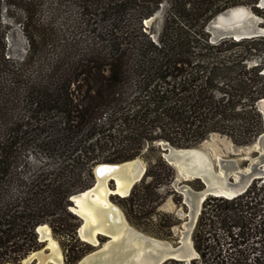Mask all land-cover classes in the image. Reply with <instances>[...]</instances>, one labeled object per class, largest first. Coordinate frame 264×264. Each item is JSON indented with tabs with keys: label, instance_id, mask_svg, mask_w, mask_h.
Listing matches in <instances>:
<instances>
[{
	"label": "trees",
	"instance_id": "1",
	"mask_svg": "<svg viewBox=\"0 0 264 264\" xmlns=\"http://www.w3.org/2000/svg\"><path fill=\"white\" fill-rule=\"evenodd\" d=\"M44 1L0 0V264L37 250L40 225L73 236L70 198L92 186L96 164L132 160L160 141L194 147L213 133L249 145L264 130V36L211 43L207 32L239 5L264 19L258 0H49L63 26L58 43L53 17H36ZM3 5L31 27L21 61L5 54ZM161 11L155 40L145 21ZM170 166L158 157L122 201L153 195ZM260 181L204 201L194 234L203 263L264 264Z\"/></svg>",
	"mask_w": 264,
	"mask_h": 264
},
{
	"label": "rangeland",
	"instance_id": "2",
	"mask_svg": "<svg viewBox=\"0 0 264 264\" xmlns=\"http://www.w3.org/2000/svg\"><path fill=\"white\" fill-rule=\"evenodd\" d=\"M48 2L50 1L49 0L44 1V6L40 8L39 11L37 10L36 17L39 19H43L44 21H47L53 17L54 20L51 25L54 31L53 39L57 40L58 38H62L61 35L63 34V26L61 25L60 18L57 17L55 18L56 15H53L52 12L53 10L48 4ZM1 13H2L1 21L5 24V26L6 25L10 26L7 30H4L7 26L2 27V30L6 32L4 39L6 44L5 54H7V57H11V59H13L14 61H21L23 60L25 55L28 54L29 51L30 42L28 40L27 34L31 32V27L30 29L28 28L29 29L28 31L26 30V28L23 27L24 24V21L22 20L23 11L18 8L8 7L6 5H3L1 7ZM152 25L154 27V31L152 32L151 35L153 36V39L157 40L159 32L163 25V11L157 13L153 17L151 22L148 23V27ZM56 42L58 43V40ZM56 51L57 50L55 49V52ZM50 53L54 54L53 51H51ZM158 143L154 145L156 148L155 150H148L149 148L147 146L143 150V155L136 157L141 159V161L146 167V171L152 165L157 164L158 157H162L161 149ZM254 143L255 141L249 145H237L228 136L218 133H213L210 134L204 141H202L196 146L202 149L209 156L211 160V164L216 174L221 171L224 172V170L227 167L228 168L227 176L230 177V180H233L235 179L236 176H238L237 173L245 174L246 173L245 171L250 169L252 160L258 156V154L256 153V148L254 146ZM175 148H179V147H175ZM162 159L165 160L163 157ZM170 167L172 169L173 176L171 178L164 179L161 185L154 184L156 186L153 191L154 194L153 195L148 194V196L145 199H142L140 203H138V205H133L130 201H122V198L125 197L119 195H111L110 201L123 212L127 223L135 231L144 235L147 238H153L160 241H167L171 243L173 246H176L178 245V242L182 236L183 231L186 229L185 225L188 222L189 217L187 216L188 207L187 205L183 204L184 196L180 193V191L176 189L174 183L176 180L178 185L184 183L194 192L202 190L203 185L200 179H195L192 177H190L189 180L187 181L178 179L175 169L173 168V166ZM219 167L220 169H218ZM233 174L235 175L233 176ZM255 180H259V179H255ZM255 180H253L251 184H253ZM260 180H261L260 182H264V179H260ZM94 181H95V177L93 175V183ZM152 181L153 178L148 177L145 180V184L152 183ZM140 182L141 181H139L136 184H139ZM129 195H127L126 198H128ZM203 204L201 207V213L203 210ZM72 207L73 204L71 203V205L69 206V210L73 214H75L72 211ZM201 213L199 214L196 224L192 229L191 238H190L191 239L190 243L192 244L195 250L196 248L194 242V234L197 225L199 223ZM75 215L78 217L77 222L79 225L73 231L72 233L73 236L55 235L52 231V228L48 224H46L49 226L50 231L52 233V237L55 239V241L57 242V244L61 249V256H63V260L65 264L78 263V261L81 260L86 255L102 248L106 242L108 243V239H109L108 237L105 236H99V244L95 247L82 240L81 237L79 236V231H78L82 223V220L81 218H79L77 214ZM111 240H113V238ZM43 245L44 243L40 242L38 249H41ZM196 252L198 253V257H197L199 261L198 264H206L203 263L201 260H199L200 253L197 250ZM75 256L78 257V259H73ZM95 264H98L97 260L95 261Z\"/></svg>",
	"mask_w": 264,
	"mask_h": 264
},
{
	"label": "bare ground",
	"instance_id": "3",
	"mask_svg": "<svg viewBox=\"0 0 264 264\" xmlns=\"http://www.w3.org/2000/svg\"><path fill=\"white\" fill-rule=\"evenodd\" d=\"M241 14V10L232 13L235 19H238ZM176 159L182 166L188 167L194 173L201 172L207 175L211 180V193L217 196L230 198L241 190L242 186L246 187L251 180L250 178L240 180V177L237 176L235 180L239 184L228 185L226 184L228 176L224 175L225 170L219 172L221 174H213L214 177L211 173L212 165L203 151H195L187 156L177 155ZM95 171L97 179L94 186L72 198L74 201L72 211L82 220L78 230L81 239L92 245H97L99 235L110 237V241L108 240V243L106 242L102 249L98 250V253L92 255L89 264H95L96 260L98 264H110L112 262H115L114 264H154L158 257L164 259L172 256L168 253V245L157 240H151L131 228L121 210L110 201L111 195L122 197L128 195L131 185L142 176L144 166L138 162H130L123 164L120 169L114 172L102 167L96 168ZM245 172L249 173L250 169ZM111 180L115 182L114 188L109 187ZM204 197L205 195L202 194L198 198L192 199V203H189L191 210L195 205V219L199 214ZM39 231L44 240L47 241L48 253L46 255L42 252L36 254L39 259L38 264H63L61 249L52 237L50 229L44 226L39 228ZM112 238L113 240H111ZM185 241L184 247L173 257L190 258L196 256V252L189 241V235ZM24 264H29V262L25 261Z\"/></svg>",
	"mask_w": 264,
	"mask_h": 264
},
{
	"label": "water",
	"instance_id": "4",
	"mask_svg": "<svg viewBox=\"0 0 264 264\" xmlns=\"http://www.w3.org/2000/svg\"><path fill=\"white\" fill-rule=\"evenodd\" d=\"M256 7L260 8V9H264V0H258ZM237 10H241L242 14L240 15V17L238 19H235L234 16L232 15V13L234 11H237ZM152 19L153 18L146 20L145 25L147 27H148V23H150ZM207 32L210 35V42L211 43H216V42H218L222 39H225V38H233L234 40L238 41V40L246 39V38L260 37V36H264V19L262 17H260L259 15H257L256 13H254L250 7L244 6V5H239V6L229 8V9L217 14L207 25ZM263 74H264V71H263ZM258 108L263 115V121H264V98L258 102ZM158 145L160 146L162 157L165 159V161H167V163L169 165L173 166V168L176 171L178 179H182L184 181L189 180L190 177L195 178V179H200L202 181L203 188L200 191L194 192L184 183H181L178 185L177 180L175 181L174 186L184 196L183 204L187 205V207H188L187 216L189 217V220L185 225L186 229L183 231L182 236L178 242V245L173 246L171 243H169L167 241L157 240V241L163 242V243H165V245L169 246V249H168L169 252L168 253H169V255H172V256L166 257L164 259H162L161 257H158V258H156L154 264H163L167 260L183 261L187 264H190L192 260L197 259V257H198V253L196 252L195 249L194 250L196 252V256H194V257L176 258V257H173V255L178 253L184 247V245H185L184 243L186 242L185 240H186L187 235H189V241L191 242L190 238H191L192 229H193L194 225L196 224V221H197L199 214L201 213L202 204L207 199V197L208 196L223 197V196H217V195H214L211 193V180L207 175H205L201 172L194 173L188 167L182 166L176 159L177 155L178 156H180V155L181 156H187V155H191V153H193L195 151H203L202 149H200L198 146L189 147V148H175L169 142H164V141L159 142ZM254 146L256 148V153L258 154V156L252 160L251 165H250L251 166L250 172L249 173L246 172L245 174L244 173H237V175L240 177V180H244L245 178H248V179L250 178L251 179L250 182L248 183V185L246 187L242 186L241 190L236 192L232 197H230V198L229 197H223V198L232 199L238 195H241L249 188V186L251 185L253 180L264 179V131L255 140ZM206 156L208 157V159L211 163L209 156L207 154H206ZM130 162H138L144 166V172H143L142 176L133 183V185L130 188V191H131L133 186L143 179L145 172H146V167L143 164V162L141 161V159H139V158H134L132 160L123 161V162H114V163L113 162H102V163L96 164L94 169H93V175L95 177V181L89 189H91L96 182V179H97L96 171H95L96 168H101V167L104 169L108 168L111 172H114V171H117L118 169H120V167L123 164L130 163ZM227 169L228 168L226 167L225 172H224L225 176L227 175ZM211 173H212V175L216 174L214 169H213V166L211 169ZM109 184L113 188L114 187V180H111ZM226 184L238 185L239 183L236 182L235 179L230 180V177H227ZM130 191H129V193H130ZM129 193H128V195H129ZM78 194H75L70 198V201L73 205H74V201L72 198ZM202 194L205 195V197H204L203 201L201 202L199 214L197 215V217L195 219L194 218V212L196 211V210H194L195 205L193 206V209L191 210L189 203L192 201V199L198 198ZM44 226H47L49 228V226L46 224H43V225H40L37 227V233L39 235V241L41 243H44V245L42 246L41 249H38V250L31 252L27 257L23 258L19 264H24L25 261L29 262V264H38L39 259L37 258L36 254L42 252L44 255H46L48 253V248H47V243H46L47 241L44 240L41 232L39 231V228H43ZM100 236H102V235H100ZM149 239L156 240L153 238H149ZM94 252H92V253H94ZM81 260H79L78 262H80ZM6 264H9V263H6ZM49 264H52V263H49Z\"/></svg>",
	"mask_w": 264,
	"mask_h": 264
},
{
	"label": "flooded vegetation",
	"instance_id": "5",
	"mask_svg": "<svg viewBox=\"0 0 264 264\" xmlns=\"http://www.w3.org/2000/svg\"><path fill=\"white\" fill-rule=\"evenodd\" d=\"M132 186V185H131ZM109 187H110V184H109ZM114 187H115V182H114ZM113 187V188H114ZM110 188H112V187H110ZM131 188V187H130ZM129 191H130V189H129ZM129 191H128V193H129ZM100 236V235H99ZM106 237V236H105ZM108 237V236H107ZM109 239H110V237H108ZM98 239H99V237H98ZM108 239V240H109ZM88 243V242H87ZM90 244V243H89ZM99 244V243H98ZM97 244V245H98ZM90 245H92V244H90ZM97 245H92V246H97ZM100 249H102V248H100ZM100 249H98V250H100ZM98 250L97 251H95L94 253H91V254H88L87 256H85L80 262H78V263H76V264H80V263H85V264H89L90 262H91V260H92V255L93 254H96V253H98ZM62 262H63V264H65L64 263V260H63V256H62ZM115 262H112V263H110V264H114Z\"/></svg>",
	"mask_w": 264,
	"mask_h": 264
}]
</instances>
